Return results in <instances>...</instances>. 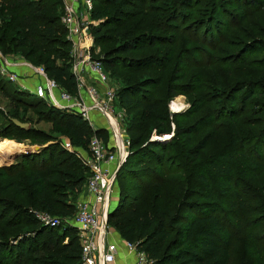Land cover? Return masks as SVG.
<instances>
[{"label": "trees", "instance_id": "1", "mask_svg": "<svg viewBox=\"0 0 264 264\" xmlns=\"http://www.w3.org/2000/svg\"><path fill=\"white\" fill-rule=\"evenodd\" d=\"M1 2L0 5L8 7L6 11L13 16L5 34L12 30L14 24L18 26L17 36L11 40L14 48L25 51L26 61L34 66H44L50 78L74 95L77 86L76 78L71 70L72 43L67 40V29L61 21L63 0H59V8L57 6L46 8L36 0H0ZM93 2L96 6L104 4L112 13L99 28L90 26L97 44H102L101 42L104 41L101 34L104 29L111 26L118 27L129 20L131 22L136 18L130 16L135 11L147 10L140 30L149 31L131 37L118 47L117 52L114 50L107 52L106 59L102 61L106 71L112 68L117 70L120 67L132 72H151L159 71L169 63L161 57L147 56L148 54L140 58L117 54L134 50L145 51L148 48L163 51L167 45L173 46L171 49L173 53L176 50L177 40L169 42L170 45L167 42L169 36L162 37L161 33L168 32L167 30L176 31L182 22H189L193 11L203 3V0H93ZM204 4L206 7L209 4V8L204 10L208 11L207 16L192 20L183 30H190L191 36H201L204 44L208 45L221 41L223 35L220 30L227 23L230 5L236 6V10H239L238 21H242L248 13L259 12L264 8V0H223L221 2L209 0ZM93 17L101 19V15L96 11L93 12ZM158 31L161 32L157 33ZM4 45L5 43H0V50H3ZM252 45H246L247 48L234 52L230 58L222 61L241 65L246 62V51L255 49L256 55L264 52V49L261 50V47L257 46L259 43ZM256 61L259 64L253 63V66L264 68V56ZM224 63L222 64L226 65ZM173 79L171 82L175 83L183 80L177 76ZM158 82L156 77L146 78L135 84L133 82L119 92L117 102L119 105L123 102L140 107V120L154 121L158 135L165 136L171 134V128L162 114L164 112L162 100L157 98ZM249 83L239 84L230 96L233 102L229 105L239 108L232 113L238 114V117L243 115V107H251L256 103L263 106L259 115L262 116L264 113V84L261 86L257 81L253 84ZM176 87H180V91L186 89L184 84ZM20 95H26L22 99L29 105L42 103L29 93ZM204 107L203 105L194 108L190 113L196 114ZM225 109L226 107L223 111ZM45 113L48 116L47 120L64 124V128L77 144L85 145L95 135L105 142L109 141L106 130L94 131L80 116L47 107H45ZM228 115L224 117L228 118ZM215 121L212 117L202 118L201 122L197 121L193 126L183 128L180 132L177 130L174 137L185 139L189 145V140L194 135H198L200 125L210 128ZM260 125L263 127L259 132L250 131L252 134L249 139L250 155L262 152L264 154L263 118L254 127ZM13 129L20 131L23 135L26 134L28 138H33L29 137L30 131L25 132L15 124ZM133 129L134 126L130 127L128 132L130 130L132 134ZM33 139L35 140L36 136ZM129 139V155L117 174L118 203L110 212L108 221L109 226L115 228L126 242L135 244L139 252L146 253L149 264H234L233 246L235 237L238 235H246L243 250L247 258L251 260L248 264H264V233L256 235L258 230L264 228V184L259 185L262 180L258 184H251L248 181V179L260 178L262 173L243 171L240 173L241 177L235 180L234 186V180L231 178L225 180L226 187H222L221 198L228 201L230 213L224 217L216 214L218 209L215 206V200L198 183L200 181L207 185L208 179L204 175L196 178L191 172L187 179L171 178L187 170L183 167L179 154L176 152L174 155L169 154L171 153L170 142H145L140 138L130 137ZM205 148L206 146L203 147ZM59 149L57 145L48 146L43 155L38 157L47 162V159H51ZM191 151H195V148ZM193 154L195 158L198 156L196 151ZM178 156L179 158H176ZM261 157L264 161V156ZM30 162L31 160L29 162L23 160L21 164L13 165L8 171L4 170L5 175L7 177L15 175L21 171L24 163ZM220 169L214 164L216 172L221 173ZM34 171L37 173L28 174L22 181L13 180L1 189V194L13 193L14 197L30 202L33 208H39L51 214L56 212L63 216L73 214L74 202L79 198L89 177L88 168L74 156H69L55 170ZM227 171L230 172L229 177H231V168H227ZM13 211L15 215L6 222L5 228H14L23 223L24 209L17 206ZM10 214L11 210H5V215L1 216L0 221ZM31 225L34 227L32 234L16 240L17 243L14 245L11 240L2 238L0 233V264H83L81 246L74 228L67 227L62 230L43 225L38 228L35 222Z\"/></svg>", "mask_w": 264, "mask_h": 264}, {"label": "rangeland", "instance_id": "2", "mask_svg": "<svg viewBox=\"0 0 264 264\" xmlns=\"http://www.w3.org/2000/svg\"><path fill=\"white\" fill-rule=\"evenodd\" d=\"M37 1L46 8L53 6L59 8V0H36V2ZM205 1L209 2V0H203V3L199 4L193 11L191 15L192 18L189 22H182L176 31L167 30L168 32L161 33L162 37L169 36L168 43L177 40L176 50L173 53L171 52L173 46L167 45L166 49L163 51H158L157 48H148L145 51L134 50L129 53L117 54L119 56H131L136 58H140L147 54V56L161 57L166 60V63H169L168 66L163 67V69L160 68L159 71L151 72H132L126 68L123 69L119 67L117 70L113 68L109 69L106 73L110 78V83L116 89L117 94L127 86L133 84V82L135 84L146 78L155 77L159 80V86L157 87L159 94H157V98H161L162 100L161 105L164 108L162 114L165 118V122H167L171 128V134L159 136L155 130L156 125L154 121L146 122L140 120V107L125 104L123 102L119 105L117 102L116 107L120 113H123L125 119L124 133L128 138H140L145 142H170L171 153L169 154L174 155V152L179 154V156H181L182 165L187 170L171 178L187 179L191 172L192 176L196 178L204 175L208 179L207 185L200 181L198 183L202 186L203 190L212 195L213 200H215V206L218 209L216 214L226 217V214L230 213L228 211V201L221 198V195L223 193L222 187H226L224 182L227 178L234 180V186L235 180L241 177L240 173H243V171L262 173L260 178L256 180L248 179V181L251 184H258L260 180H262L259 185L264 184V161L261 157L264 156V154L263 152L255 153L254 155L249 154V139L252 137L250 131L254 130L253 132H259L263 127L262 125L254 127L259 124L262 118L264 119V113L262 116L259 115L263 106L256 103L251 107H243V115H239L238 117V114L234 115L232 111L238 110L239 108H233L229 105L230 102H233L230 96L239 84L243 82H250L249 84H253L254 81H257L263 86L264 68L253 66L252 64H259L256 60L263 58L264 52L256 55L254 54L255 49L246 51V62L241 65L222 60L230 58L234 52L242 48H247L246 45L248 44L252 45L254 43H259L257 46H260L261 50L264 49V8L259 12L248 13L242 21H238L237 17L239 10H236V6L230 5L226 18L227 23L225 26H222L220 30L223 35L221 41L216 44L213 43L208 45L207 43L204 44L201 36L194 37L189 35L192 34L190 30H183L192 20H199L207 16L208 13L206 12L208 11L204 10L209 8V4H207L208 6L206 7L204 4ZM218 1L221 2L223 0ZM0 4H2V2ZM7 8L8 7L0 5V43H5L3 50H0V54L10 61L27 60L25 51L16 50L11 44V40L17 36V24H14L12 30L5 34L7 31L6 29L9 27V24H11V18H13V16L6 11ZM106 8L104 4L99 6L95 4L92 13H90L88 18H84L88 24H90L91 28H99L107 21V18L112 13ZM94 11L101 15V19L98 20L93 17ZM146 11L145 9H139L130 15L136 17L133 21L129 22V20L128 22L126 21L120 24L118 27L111 26L104 29L101 32L104 37V41L101 42L102 44H97L92 34L94 39L93 56L105 60L107 52H111L112 50L117 52L118 47L121 44L123 45L131 37L142 32H148L149 30H140V25L144 21L143 16L147 14ZM185 14H187V12H185ZM125 28L127 30H124ZM191 30H193V28H191ZM159 32L161 31L157 33ZM66 38L69 40L68 33ZM252 41L255 42L253 43ZM169 44L171 45V43ZM169 60L172 61L169 62ZM1 61L0 59V142H17L26 147V150L22 152V154L16 156L9 162L0 155V218L2 215H5V210H11V214L3 221H0V233L2 234V238L5 237V239L11 240L14 245L18 240L32 234L34 227L31 224L34 222L38 224V228L42 227V224L37 219V214L47 211L33 208L30 202L23 198L14 197L13 193L2 195L1 189L8 186L13 180L22 181L28 174L37 173L34 170L43 172L55 170L58 168L59 164L65 162L69 156H74L76 160L78 159L82 165H84L77 152L79 151L84 155L87 154L89 152V143L85 145L75 143L72 136L64 128V124H58V122L53 123L47 120L48 116L45 113V107H47V105L45 102L42 101L41 105H29L22 99L25 98L26 95L21 96L20 94L29 92L21 90L22 83H12L7 77L2 75ZM223 62H225L224 64L226 65H223ZM15 72L20 77L26 78L27 89L33 91L34 81H32V83L29 81L35 80L32 74L25 70ZM175 76L183 80L176 83L171 82L174 80L173 78ZM181 84L185 85L186 91H180V87H176ZM203 105L205 107L198 113H190L194 108H199ZM225 107L226 109L223 111ZM225 115H228V118H225ZM207 117H212L216 120L213 126L205 128L200 125L198 135H194L191 140H189V145L186 143L185 139H180L178 136L176 138L174 137L177 130L180 132L183 128L193 126L197 121L201 122L202 118L206 119ZM13 120L28 124L30 128L28 130L22 128V130H25V132L30 131L29 137L34 138V136H36V139H40L41 141L28 138L26 134L23 135L20 131L14 130L13 126L15 123ZM94 120L96 122L95 126L99 128L97 130L93 129L94 131L105 130L104 128H107L103 117L98 118L97 115H94ZM133 126L134 129L131 134L130 130L128 132V129ZM107 134L109 137L108 132ZM16 137H22L24 139L19 140ZM108 139V142H111L110 137ZM67 142H71V149H66L65 143ZM51 145H57L60 149L51 159L49 158L47 162H44V159L38 156L43 155L45 149ZM204 146H206L205 149H203ZM193 148H195V151L198 153L196 158L193 157L195 151L190 152ZM179 156L176 158H179ZM249 157L253 159H249ZM23 160H28V162L31 160V162L24 163L25 165L23 164L24 166L21 171L15 173V175L11 177L5 175L6 173L4 170L8 171L13 165L21 164ZM214 164L221 168V173L214 170ZM227 168H231V177H229L230 172L227 171ZM84 193L85 186L79 198L74 202L75 210L73 214L69 216H63L62 214H58V212L52 214L60 218L63 222V225L59 229L63 230L64 228L72 227L77 232V229L73 227L77 212L76 205ZM117 199L118 196L116 198L114 190L113 201L110 204V212L116 208ZM17 206L24 209V213H22L23 223H20L14 228H5L6 222L11 220L15 215V211L13 210L16 209ZM111 232L112 235L116 236L115 228H112ZM261 233H264V228L258 230L256 235ZM245 240L246 235H238L235 237V244L233 246L235 252L233 259L234 264H248L251 261L245 255V250H243ZM115 242L118 245L120 244L119 241L115 240Z\"/></svg>", "mask_w": 264, "mask_h": 264}, {"label": "built area", "instance_id": "3", "mask_svg": "<svg viewBox=\"0 0 264 264\" xmlns=\"http://www.w3.org/2000/svg\"><path fill=\"white\" fill-rule=\"evenodd\" d=\"M93 7V0H63L61 21L72 43L71 70L77 86L74 95L50 78L44 66H34L26 60L10 61L1 54L0 59L2 75L12 83H22L21 90L45 102L47 108L80 116L94 130L99 128L95 126L93 115L98 114L105 119L107 128L104 129L109 133L111 145L95 135L90 139L87 154L77 152L89 170V177L83 200L76 205L73 227L77 229L83 264H114L118 247L108 242L110 204L118 171L129 155L130 139L124 133L123 113L116 107L117 91L110 83L103 61L93 56L94 39L90 24L84 19L92 13ZM18 68L29 71L34 77L33 91L27 89L26 78L15 72ZM123 135L127 138L123 139ZM65 147L71 149V142L65 143ZM115 161H119L121 166L110 173L104 166ZM37 219L43 226L52 229L63 225L60 218L47 212L38 213ZM126 246L130 252L137 254L136 264H149L146 253L139 252L135 244L127 242Z\"/></svg>", "mask_w": 264, "mask_h": 264}, {"label": "crops", "instance_id": "4", "mask_svg": "<svg viewBox=\"0 0 264 264\" xmlns=\"http://www.w3.org/2000/svg\"><path fill=\"white\" fill-rule=\"evenodd\" d=\"M21 70H23V68L16 69L17 72L21 71ZM29 81L31 83H32V81H34V83H35V80H29ZM95 115L98 116V114H95ZM93 117H94V115H93ZM98 118H101V117L98 116ZM109 145H111L110 142H109ZM120 166H121V163L119 161H115L114 163L105 165L104 167H105V169L109 170L110 173H112L117 168H119ZM115 193H116V198H117V196L119 197L118 187H116V186H115ZM79 200H83V196H81V198ZM117 203H118V201H117ZM111 229H112V227L110 226V234L108 236V242L115 243L118 247V251H117V255H116V263H114V264H136L137 263V254L135 252H130L128 250V248L126 246L127 242L121 237V235L117 231H116V236L112 235ZM115 237H116V239H115ZM115 240L119 241L120 244L118 245L115 242Z\"/></svg>", "mask_w": 264, "mask_h": 264}, {"label": "bare ground", "instance_id": "5", "mask_svg": "<svg viewBox=\"0 0 264 264\" xmlns=\"http://www.w3.org/2000/svg\"><path fill=\"white\" fill-rule=\"evenodd\" d=\"M127 137L123 135V139ZM26 150V147L23 144L17 142H0V155L7 160L11 161L16 156L22 154Z\"/></svg>", "mask_w": 264, "mask_h": 264}, {"label": "water", "instance_id": "6", "mask_svg": "<svg viewBox=\"0 0 264 264\" xmlns=\"http://www.w3.org/2000/svg\"><path fill=\"white\" fill-rule=\"evenodd\" d=\"M13 122L20 128L27 129V130L30 128L28 124H23L18 120H13Z\"/></svg>", "mask_w": 264, "mask_h": 264}]
</instances>
